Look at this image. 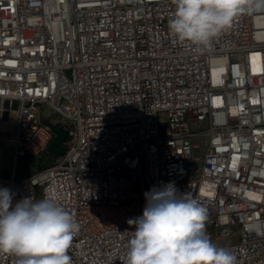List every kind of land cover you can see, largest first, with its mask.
I'll list each match as a JSON object with an SVG mask.
<instances>
[{
	"label": "built area",
	"instance_id": "built-area-1",
	"mask_svg": "<svg viewBox=\"0 0 264 264\" xmlns=\"http://www.w3.org/2000/svg\"><path fill=\"white\" fill-rule=\"evenodd\" d=\"M174 11L173 0H0V148L9 143L11 161H0V188L13 204L59 195L80 226L73 264H125L128 220L169 182L206 207L211 236L237 228L227 249L238 264H264V10L204 52L169 33ZM57 123L66 152L21 172Z\"/></svg>",
	"mask_w": 264,
	"mask_h": 264
},
{
	"label": "clouds",
	"instance_id": "clouds-1",
	"mask_svg": "<svg viewBox=\"0 0 264 264\" xmlns=\"http://www.w3.org/2000/svg\"><path fill=\"white\" fill-rule=\"evenodd\" d=\"M169 33L204 52L242 15L264 10V0H173ZM141 216L128 240L125 264H238L236 254L214 244L206 232L208 213L197 198L180 193L175 182L144 193ZM14 193L0 188V255L16 264H73L68 254L80 226L47 192L13 204Z\"/></svg>",
	"mask_w": 264,
	"mask_h": 264
},
{
	"label": "rangeland",
	"instance_id": "rangeland-1",
	"mask_svg": "<svg viewBox=\"0 0 264 264\" xmlns=\"http://www.w3.org/2000/svg\"><path fill=\"white\" fill-rule=\"evenodd\" d=\"M47 112L50 114V109L47 108ZM199 142H202V140L198 139ZM10 150V147H9V143L6 142V148L4 150V155L1 159L2 163L8 165L10 164V158H9V152ZM199 153V151H198ZM40 157H22L19 161V170L23 173H26V174H30L34 171L37 170L38 168V163L40 162ZM42 159L43 160H46V159H49V156L48 155H44L42 156ZM208 226H206V232L207 234L209 235L211 241L216 244V245H224V244H228V243H232L234 241L237 240V228H233L232 229V234H230V236H227V237H224L222 235V232L221 230H219V232H216L214 233L213 236H211V232L208 230Z\"/></svg>",
	"mask_w": 264,
	"mask_h": 264
},
{
	"label": "water",
	"instance_id": "water-1",
	"mask_svg": "<svg viewBox=\"0 0 264 264\" xmlns=\"http://www.w3.org/2000/svg\"><path fill=\"white\" fill-rule=\"evenodd\" d=\"M52 127L56 136L51 141L47 150L56 156H61L66 152V147L64 144L68 139L69 133L68 130L65 129L60 123L54 124Z\"/></svg>",
	"mask_w": 264,
	"mask_h": 264
},
{
	"label": "bare ground",
	"instance_id": "bare-ground-1",
	"mask_svg": "<svg viewBox=\"0 0 264 264\" xmlns=\"http://www.w3.org/2000/svg\"><path fill=\"white\" fill-rule=\"evenodd\" d=\"M198 139L202 140V142H200L203 146L205 145V141L206 139L204 137H199ZM6 147H2L0 148V161L4 155V150ZM76 241H80V234H76L73 238L72 242H76ZM236 241H240V234L237 235V240ZM236 241L232 242V243H228V244H224V245H217L218 247H231L233 244H236ZM257 242H264V234H257Z\"/></svg>",
	"mask_w": 264,
	"mask_h": 264
},
{
	"label": "trees",
	"instance_id": "trees-1",
	"mask_svg": "<svg viewBox=\"0 0 264 264\" xmlns=\"http://www.w3.org/2000/svg\"><path fill=\"white\" fill-rule=\"evenodd\" d=\"M45 154L49 156V159L43 160L42 159L43 155H42L40 157L41 158L40 162L38 163V168L44 167V166L48 165L51 162L53 155L50 152H46Z\"/></svg>",
	"mask_w": 264,
	"mask_h": 264
},
{
	"label": "snow or ice",
	"instance_id": "snow-or-ice-1",
	"mask_svg": "<svg viewBox=\"0 0 264 264\" xmlns=\"http://www.w3.org/2000/svg\"><path fill=\"white\" fill-rule=\"evenodd\" d=\"M235 167H236V162H235V159H234V161H233V168L235 169ZM206 194H208V193H206Z\"/></svg>",
	"mask_w": 264,
	"mask_h": 264
}]
</instances>
